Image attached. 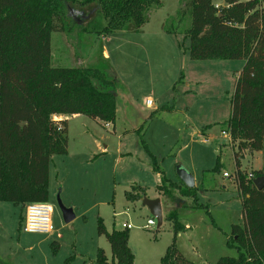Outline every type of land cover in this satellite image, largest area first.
<instances>
[{
	"label": "rangeland",
	"instance_id": "rangeland-1",
	"mask_svg": "<svg viewBox=\"0 0 264 264\" xmlns=\"http://www.w3.org/2000/svg\"><path fill=\"white\" fill-rule=\"evenodd\" d=\"M161 1L141 32L85 33L78 23L86 18L74 10L69 20L77 24L51 33L53 66L83 65L115 75L114 129L84 115H66L67 153L53 155L49 163L47 203L53 231H23L18 223L24 209L0 202V264H96L99 248L111 255L105 237L97 234L98 218L107 231L120 229L121 222L132 225L128 247L133 264H160L173 238V223L165 216L169 211L186 227L177 233L176 245L194 264H214L219 257L237 255L228 242L231 225L243 222L231 177L237 143L221 129L230 115L235 77L243 61L191 59L185 49L188 38L161 29L179 0ZM90 8L79 10L90 15ZM238 155L240 169L246 172L263 164L261 151L239 150ZM153 161L162 173L153 170ZM217 161L220 168L214 172ZM179 165L194 179L197 207L177 191L172 199L159 195L162 223L156 227L142 198L130 201L125 192L139 184L151 198L161 176L178 181ZM57 196L73 211L74 218L67 223ZM147 219L154 225L146 226Z\"/></svg>",
	"mask_w": 264,
	"mask_h": 264
},
{
	"label": "trees",
	"instance_id": "trees-1",
	"mask_svg": "<svg viewBox=\"0 0 264 264\" xmlns=\"http://www.w3.org/2000/svg\"><path fill=\"white\" fill-rule=\"evenodd\" d=\"M215 2L179 0L175 14L162 22L161 29L187 37L185 49L191 59L243 61L235 77L230 115L221 129L231 143H237L231 177L243 222L232 224L228 237L237 255L219 257L214 264H264V188H251L253 179L264 175V0H222L218 6ZM161 6V0H0V202L19 204L24 210L28 203H47L51 157L65 155L68 141L67 121L54 120V115L80 114L114 129L115 75L83 65L53 66L51 33L77 24L69 20L74 10L86 18L78 23L82 32L137 33L151 10ZM88 7H93L92 13L83 15L80 10ZM239 150L261 151V168L241 170ZM152 168L161 172L155 161ZM219 168L217 161L213 171ZM195 189L165 176L155 186L159 195L172 199L177 191L197 207ZM146 191L134 184L125 197L138 200ZM165 216L173 223V238L160 264H194L176 245L177 233L186 227L174 219L173 211ZM23 222L24 215L19 228ZM96 231L111 252L107 257L99 248L96 264H133L128 229L107 231L98 218Z\"/></svg>",
	"mask_w": 264,
	"mask_h": 264
},
{
	"label": "built area",
	"instance_id": "built-area-1",
	"mask_svg": "<svg viewBox=\"0 0 264 264\" xmlns=\"http://www.w3.org/2000/svg\"><path fill=\"white\" fill-rule=\"evenodd\" d=\"M215 6H218V4H215ZM145 104L151 105V100L146 99ZM225 133L227 134L226 131ZM222 175L228 176V173L223 172ZM50 215H51V208L48 205V203H42V202L28 203L25 206V210H24V222L22 225L23 231L28 233H37V232L51 233L53 231V227L51 224ZM151 225H154V220L147 219L146 226H151ZM120 227L129 230L132 228V225L129 222H121Z\"/></svg>",
	"mask_w": 264,
	"mask_h": 264
},
{
	"label": "water",
	"instance_id": "water-1",
	"mask_svg": "<svg viewBox=\"0 0 264 264\" xmlns=\"http://www.w3.org/2000/svg\"><path fill=\"white\" fill-rule=\"evenodd\" d=\"M178 180L186 187L192 188L194 186L193 177L180 165L177 166L176 171ZM251 188L262 189L264 188V175L257 176L253 179ZM58 208L62 214L64 222H69L74 218L73 211L70 207H66L62 204L60 198L57 196L56 198ZM142 204L147 207L152 217L156 220V227H159L162 223V209L161 202L158 197L155 198H142Z\"/></svg>",
	"mask_w": 264,
	"mask_h": 264
},
{
	"label": "crops",
	"instance_id": "crops-1",
	"mask_svg": "<svg viewBox=\"0 0 264 264\" xmlns=\"http://www.w3.org/2000/svg\"><path fill=\"white\" fill-rule=\"evenodd\" d=\"M220 2H222V0H219ZM219 4H221V3H219ZM145 25V24H144ZM141 31H142V29H141ZM140 31V32H141ZM104 56H107V53L104 51ZM78 115H80V114H73V115H68V117H70V116H78ZM54 117L55 118H58V120L59 119H63V120H66L67 121V116L66 115H54ZM104 124V123H103ZM68 126V125H67ZM101 150H104V149H101ZM179 181V180H178ZM48 184H49V182H48ZM157 193V192H156ZM155 197H160L159 196V194L157 193V194H155L153 197H151V198H155Z\"/></svg>",
	"mask_w": 264,
	"mask_h": 264
}]
</instances>
